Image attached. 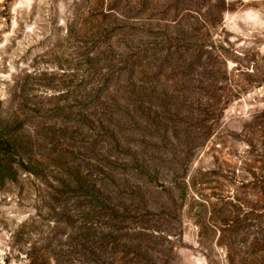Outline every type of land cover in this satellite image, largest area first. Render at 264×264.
Masks as SVG:
<instances>
[{
    "label": "rangeland",
    "instance_id": "obj_1",
    "mask_svg": "<svg viewBox=\"0 0 264 264\" xmlns=\"http://www.w3.org/2000/svg\"><path fill=\"white\" fill-rule=\"evenodd\" d=\"M0 264H264V0H0Z\"/></svg>",
    "mask_w": 264,
    "mask_h": 264
}]
</instances>
